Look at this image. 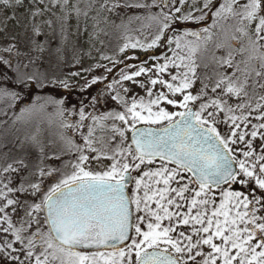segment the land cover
<instances>
[{
	"label": "snow or ice",
	"instance_id": "1",
	"mask_svg": "<svg viewBox=\"0 0 264 264\" xmlns=\"http://www.w3.org/2000/svg\"><path fill=\"white\" fill-rule=\"evenodd\" d=\"M175 3L117 0L108 8L142 9L146 15L129 22L146 20L153 29L145 41L126 37L121 53L167 45L172 55L151 56L162 62L146 67L142 61L107 85L119 86L111 99L121 111L97 116L81 104L79 120L62 124L77 130L92 121L87 134L81 133L83 144L65 139L67 149L78 154L70 166H45L42 160L30 166L27 154H4L0 264H264V0H221L218 6L204 0L208 11L197 9L198 16L182 13ZM22 5L23 0H0V15L11 10L15 18ZM52 8L59 9L52 14L63 40L73 14L77 25L88 16L69 0H31L32 51H45L47 40L38 43L37 37L53 21L38 17ZM209 15L211 25L200 31L168 35L180 21H205ZM3 52L21 56L14 43ZM35 59L13 64L0 56V79H9L10 69L19 89L0 87V99L15 103L33 89L69 88L67 80L27 71ZM142 75L146 83L136 79ZM99 79L93 76L81 87ZM121 81L137 84L146 98H126L130 90ZM65 103L35 95L17 119L43 114L48 106L59 117L72 116L75 109ZM46 179L55 182L45 188Z\"/></svg>",
	"mask_w": 264,
	"mask_h": 264
},
{
	"label": "rangeland",
	"instance_id": "2",
	"mask_svg": "<svg viewBox=\"0 0 264 264\" xmlns=\"http://www.w3.org/2000/svg\"><path fill=\"white\" fill-rule=\"evenodd\" d=\"M114 2L117 0H108L106 6L101 8L100 5L105 4V0H69L70 4H77L82 10H87L88 16L87 18L81 16L79 25H77L76 17L74 14L72 15L66 40L62 39L59 24L52 14L53 12L58 13V8H52L43 17H38V19H51L53 21L51 27L42 25L43 34L37 37V42L44 43L47 40V43L45 44V51L39 53L31 50L32 45L28 40V36L31 35L29 21L31 0H23V5L15 10V18H13L11 10L0 15V54L11 59L13 64L18 61L26 64L29 59L35 57V63L26 69L27 71L39 70L46 72L49 78L67 80L69 88H79L85 81H90L93 76L101 77L102 79H99L95 85L89 87L92 88V92L85 106L86 112L99 116L109 111H121L122 107L111 99L116 91H120L119 86L114 85L113 89H108L107 85L114 80L119 81L121 71L130 73L136 70V66L140 65L142 61L146 62V67L162 62L149 59L151 56H171L172 53L168 51L167 45L155 49L127 48L121 53L119 49L125 43L126 37L130 36L133 39L138 38L145 41L150 38L153 29L147 26L149 22L146 20L133 19L129 22V17L146 15L144 10L140 9L136 13H128L124 7H117L109 11L108 8ZM118 2L121 3L119 0ZM144 2L151 3V0H144ZM219 2L221 0H213L215 6H218ZM45 3H48V0H45ZM203 3L204 0H185V3L181 5L176 0L175 6L180 7L182 13L191 11L193 16H198L201 11L197 9H202ZM89 4H91L90 8L88 7ZM39 6L43 7V5ZM202 10L208 11L207 9ZM153 11L158 12L159 8H154ZM211 23L210 15L205 21H180L174 25L173 31L169 32L168 35L183 33L186 30L200 31ZM121 25H127L128 31H125ZM12 37H15V40H12ZM9 43L16 45L21 56L3 52V48L7 47ZM217 54L220 55L222 52H217ZM103 56L113 57L120 63L114 64L112 60L102 59ZM128 65L132 67L129 68ZM107 68H111L112 71L107 72ZM72 73H79V75L72 76ZM165 78H168L167 74H165ZM136 79L146 83L147 75H142ZM121 84L130 90V96L126 98L130 99L131 96H145L146 98L145 91L137 84L131 81H121ZM196 87H199L198 83ZM156 90H159V86L154 89V91ZM121 95L124 93L121 92ZM94 96L99 97V102H93L92 97ZM2 106L0 101V164L4 163V154L8 153L11 158L15 159L27 154L26 163L30 166L39 163L41 160L45 166L55 168H61L66 164L70 166L78 154L67 149L65 139L71 138L76 144H83L81 133L87 134V124L92 123L91 120H88L83 128L77 130L62 127L63 123L70 121L55 115L51 106H48L47 111L43 114L24 119H17L18 113L8 122L3 118ZM162 106L168 107L169 110H175L166 104ZM105 123L110 125L112 121ZM117 123L119 124V122ZM221 130H223V126H221ZM96 135H101L99 129ZM33 138L37 144L33 143ZM41 149H43L42 155ZM94 166L95 164H93ZM23 174L26 175L27 173ZM51 182H53L51 179H46L45 186ZM234 187L239 189L240 185H234Z\"/></svg>",
	"mask_w": 264,
	"mask_h": 264
},
{
	"label": "trees",
	"instance_id": "3",
	"mask_svg": "<svg viewBox=\"0 0 264 264\" xmlns=\"http://www.w3.org/2000/svg\"><path fill=\"white\" fill-rule=\"evenodd\" d=\"M121 3H123V0H119ZM128 13H136L140 9L137 8H124ZM156 9V8H155ZM0 56H3L0 54ZM6 67V66H4ZM7 77L9 79H0V87H8V88H14V83L11 78L14 77V74L10 69L7 70ZM14 90H19L18 88H14ZM92 92V88L89 89H83L82 87H74V88H54V87H48L43 90L41 89H33L31 92V95H25L22 101H17L15 103H12L10 101H7L6 99H0L2 102V109H3V118L8 120V122L15 117L19 112L20 108L24 107L25 104L31 103V97L36 94L41 95H52L56 97L57 99H64L66 101L65 108L67 109H75V112L72 116L66 117L71 123H75L77 120H79V108L80 105L83 104L85 107L88 103L90 94ZM86 109V108H85ZM55 182L54 180H52ZM51 182V183H53ZM47 186H45L46 188Z\"/></svg>",
	"mask_w": 264,
	"mask_h": 264
},
{
	"label": "water",
	"instance_id": "4",
	"mask_svg": "<svg viewBox=\"0 0 264 264\" xmlns=\"http://www.w3.org/2000/svg\"><path fill=\"white\" fill-rule=\"evenodd\" d=\"M129 135H130V133H129Z\"/></svg>",
	"mask_w": 264,
	"mask_h": 264
}]
</instances>
